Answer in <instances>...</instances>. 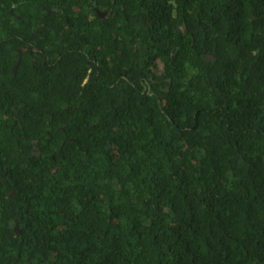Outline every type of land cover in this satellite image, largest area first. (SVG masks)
I'll return each instance as SVG.
<instances>
[{
    "label": "trees",
    "instance_id": "obj_1",
    "mask_svg": "<svg viewBox=\"0 0 264 264\" xmlns=\"http://www.w3.org/2000/svg\"><path fill=\"white\" fill-rule=\"evenodd\" d=\"M0 264H264V0H0Z\"/></svg>",
    "mask_w": 264,
    "mask_h": 264
},
{
    "label": "flooded vegetation",
    "instance_id": "obj_2",
    "mask_svg": "<svg viewBox=\"0 0 264 264\" xmlns=\"http://www.w3.org/2000/svg\"><path fill=\"white\" fill-rule=\"evenodd\" d=\"M99 12H100V11H97L98 16H99L100 18L106 19V17L108 16V13H107V12H102V14L100 15ZM11 13H13V9L11 10ZM14 19H16V20L19 22V24L21 23V17H19V16H14ZM42 27H43V25H41L40 22H37V21H36V22L32 23V24L29 26V29L32 30L33 33H34V32L37 31L38 28H42ZM23 45L25 46V43H24V42H23ZM25 48H27V47L25 46Z\"/></svg>",
    "mask_w": 264,
    "mask_h": 264
},
{
    "label": "water",
    "instance_id": "obj_3",
    "mask_svg": "<svg viewBox=\"0 0 264 264\" xmlns=\"http://www.w3.org/2000/svg\"><path fill=\"white\" fill-rule=\"evenodd\" d=\"M99 13H100V15L102 14V12H99ZM19 63H20V60H19L18 64L15 66V69L18 67ZM16 232L20 233V228H19L18 224L16 225Z\"/></svg>",
    "mask_w": 264,
    "mask_h": 264
}]
</instances>
